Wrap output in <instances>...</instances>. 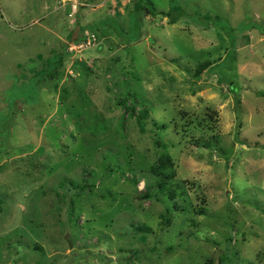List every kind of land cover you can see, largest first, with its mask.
<instances>
[{
  "label": "rangeland",
  "instance_id": "374dc122",
  "mask_svg": "<svg viewBox=\"0 0 264 264\" xmlns=\"http://www.w3.org/2000/svg\"><path fill=\"white\" fill-rule=\"evenodd\" d=\"M134 1L0 0V264H264V0Z\"/></svg>",
  "mask_w": 264,
  "mask_h": 264
},
{
  "label": "trees",
  "instance_id": "16d2710c",
  "mask_svg": "<svg viewBox=\"0 0 264 264\" xmlns=\"http://www.w3.org/2000/svg\"><path fill=\"white\" fill-rule=\"evenodd\" d=\"M148 3H150L149 0L146 2L144 0H135L134 1V8H135V10H145L149 14H154V12H152V10L147 5ZM170 11L160 12V13L164 14L165 16H170V14H171ZM84 30H85V28L81 29L79 37L76 36L74 41H79V40L83 39ZM66 62H67V58L66 57L64 58L62 55L59 57L58 60H53V59L48 60V67L46 69L48 70V72L50 74L49 76L51 78H54L58 73L63 71ZM122 104L124 105L126 112H128L132 116L136 117V121H137V124L139 126L140 132L144 133L145 132V120L148 117V110H144V112H141L138 114L136 104L127 105L126 102H123ZM156 143L158 144L159 141H156ZM161 218H162L161 224L165 225V223L169 221V214L168 213L163 214L161 216Z\"/></svg>",
  "mask_w": 264,
  "mask_h": 264
},
{
  "label": "built area",
  "instance_id": "2783aa9c",
  "mask_svg": "<svg viewBox=\"0 0 264 264\" xmlns=\"http://www.w3.org/2000/svg\"><path fill=\"white\" fill-rule=\"evenodd\" d=\"M68 1L73 3L75 0H68ZM72 43H73L72 45L71 43L70 45L68 44L69 46L67 47V52L82 53L83 51L88 50L91 47H94V45L98 44V36L94 31L90 29H85L83 39Z\"/></svg>",
  "mask_w": 264,
  "mask_h": 264
},
{
  "label": "crops",
  "instance_id": "0c3cea01",
  "mask_svg": "<svg viewBox=\"0 0 264 264\" xmlns=\"http://www.w3.org/2000/svg\"><path fill=\"white\" fill-rule=\"evenodd\" d=\"M107 2H108V0H106V4H107ZM109 3H112V5L114 4L115 7L118 6L119 10H120V11H123V10H125V9H124V6H125V5L128 4V5L130 6V4H131V0H109ZM120 11H118V12H120ZM103 12H104V15H107L105 11H103ZM123 12H124V11H123ZM82 15H83V14H82ZM82 15H81V16H82ZM98 15H100V14H98ZM110 17H111V16L108 15V16H106V19H105L104 21H101V23L103 24L102 27H106V28H108V24L112 22L111 19H110ZM114 17H116V16H114ZM99 21H100V20H99ZM94 23H95V22H94ZM112 23H113V22H112ZM77 37H79V35H78ZM103 38H105V37H103ZM99 49H102L101 45H100L99 47L95 48L96 52L99 51ZM89 55H91V54H89ZM89 55L87 54L86 58L89 57ZM97 55H98V54H97Z\"/></svg>",
  "mask_w": 264,
  "mask_h": 264
},
{
  "label": "clouds",
  "instance_id": "9594fccd",
  "mask_svg": "<svg viewBox=\"0 0 264 264\" xmlns=\"http://www.w3.org/2000/svg\"><path fill=\"white\" fill-rule=\"evenodd\" d=\"M85 29H90V28H85ZM91 30V29H90ZM92 31H94V30H92ZM95 32V31H94ZM96 33V32H95ZM75 42V41H74ZM98 43H99V39H98Z\"/></svg>",
  "mask_w": 264,
  "mask_h": 264
}]
</instances>
